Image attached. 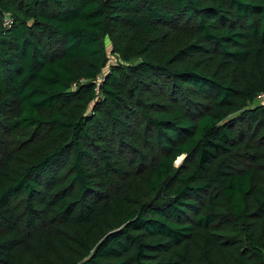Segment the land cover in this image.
Masks as SVG:
<instances>
[{"label":"trees","instance_id":"16d2710c","mask_svg":"<svg viewBox=\"0 0 264 264\" xmlns=\"http://www.w3.org/2000/svg\"><path fill=\"white\" fill-rule=\"evenodd\" d=\"M262 93L264 0H0V264H264Z\"/></svg>","mask_w":264,"mask_h":264},{"label":"rangeland","instance_id":"374dc122","mask_svg":"<svg viewBox=\"0 0 264 264\" xmlns=\"http://www.w3.org/2000/svg\"><path fill=\"white\" fill-rule=\"evenodd\" d=\"M108 47V51H109V49H110V46H109V44L107 45ZM112 59H113V57H112ZM111 59V60H112ZM105 72H106V70H105ZM253 104H257V105H260V104H262V105H264V93H263V95L262 94H260L258 97H257V99L253 102ZM183 160V157H179L178 159H177V161H176V165H179L180 163H181V161Z\"/></svg>","mask_w":264,"mask_h":264},{"label":"built area","instance_id":"2783aa9c","mask_svg":"<svg viewBox=\"0 0 264 264\" xmlns=\"http://www.w3.org/2000/svg\"><path fill=\"white\" fill-rule=\"evenodd\" d=\"M4 21H5V24H8V23H9V21H8L7 18H5ZM262 95H263V94H262Z\"/></svg>","mask_w":264,"mask_h":264},{"label":"clouds","instance_id":"9594fccd","mask_svg":"<svg viewBox=\"0 0 264 264\" xmlns=\"http://www.w3.org/2000/svg\"><path fill=\"white\" fill-rule=\"evenodd\" d=\"M263 94V93H262Z\"/></svg>","mask_w":264,"mask_h":264}]
</instances>
